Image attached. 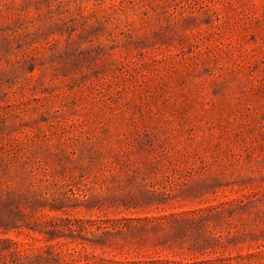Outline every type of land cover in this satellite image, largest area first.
Masks as SVG:
<instances>
[{"label": "rangeland", "instance_id": "obj_1", "mask_svg": "<svg viewBox=\"0 0 264 264\" xmlns=\"http://www.w3.org/2000/svg\"><path fill=\"white\" fill-rule=\"evenodd\" d=\"M0 264H264V0H0Z\"/></svg>", "mask_w": 264, "mask_h": 264}]
</instances>
